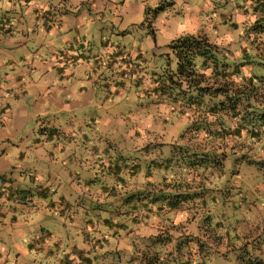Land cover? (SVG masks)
<instances>
[{
    "label": "rangeland",
    "instance_id": "obj_1",
    "mask_svg": "<svg viewBox=\"0 0 264 264\" xmlns=\"http://www.w3.org/2000/svg\"><path fill=\"white\" fill-rule=\"evenodd\" d=\"M160 1L156 7L146 8L147 14H142L133 6L127 26L120 25L119 19L114 16L106 18L108 23L101 26L104 39L109 42L108 47L112 50L119 44L123 47L125 58L121 64L126 66V71L120 69L116 73L109 70V58L98 51L101 48L99 34L92 37V65L96 59L100 61L99 68H88L86 60L79 65L76 58H68L70 54L82 55L83 49L80 46L67 47L60 41L45 40L43 26L40 29L34 22H20L13 29L15 37L0 41V259L7 258L8 264H61L62 251L74 244L72 239L76 232L81 238L84 234L78 231V227L92 236V244L82 239L78 244L81 255L90 264H130L135 260L130 256L143 251L145 261L150 254L161 261L170 258L174 264L182 262L185 239L179 241V245H173L172 254L164 247L165 236L144 240L145 235L140 231L154 235L153 232L157 230H137L124 217H130V210L136 207L140 198L137 194L122 195L120 199L114 194L106 196L105 199H110L105 204L100 198L95 200L84 195L95 166L99 187H118L116 193L119 188L122 189L121 183L113 176L106 175V181H100L98 158L103 155V150L107 151L109 157H122L123 169L132 163L137 165V162L142 170L145 165L143 156L148 157L151 152L157 151L153 148H135L127 137L129 129L146 127L160 130L165 126L171 130L169 122L164 126L161 123L165 118L159 108L161 98L155 96L152 88L149 89V85L144 83L147 79L153 83L158 77L166 78V74L174 72L176 68L166 25L171 17L162 16L169 13L167 10L171 9V5H168V0ZM210 1L209 12L202 13L204 36L210 42L223 41L225 37L230 42L244 36L242 25L232 27L236 24V0ZM176 3L170 14L176 15L177 19L184 18L191 10L189 0H184V3L176 0ZM76 39L82 41L83 37L80 35ZM243 42L247 44L248 40ZM88 50H91L90 47ZM255 51L262 57L257 59L254 56L250 60L254 59V65L257 61L264 64V44L262 46L257 38L254 39ZM221 53L227 55L226 52ZM232 53L235 52L227 57L222 54L225 59L222 61L238 66L240 61L235 60ZM196 64L199 65L198 62ZM92 69L95 71L92 72ZM92 97L107 100L99 101L93 107ZM254 99L264 106L263 85L254 89ZM92 116H109L110 121L104 123L98 120L96 123L90 119ZM148 118H152V126L149 127L144 124ZM183 128L180 125L176 131ZM261 135L264 138V134ZM165 138L176 143L181 141L179 133H168ZM94 144L99 145L102 152H95L92 148ZM256 155V158H260L255 162L260 170H256L253 164L252 167L240 165L239 178L234 185H230L233 180L229 178L231 173L226 167L228 175L219 180L221 183L218 186L216 183L212 185V189L219 190L211 195L221 205L223 200L233 202L242 214L238 210L237 214L229 216L228 213L226 216L221 207L214 211L213 216L201 220L213 226L222 223L226 229L230 225L247 230L251 218L246 204H243L245 198L247 203H251V212L256 207L254 219L250 222H262L256 233L258 239L254 249L262 246L264 250V226L261 227L264 225V150ZM231 163L236 162L232 160ZM146 164L149 162L146 161ZM171 172L167 173L166 178H170ZM88 185L92 188V182ZM74 193L85 197L78 198ZM62 194L64 201H59L58 197ZM72 210L76 215L75 220L68 216ZM99 216L111 220L114 227L117 222L127 226L111 235L109 225L101 222ZM192 217L195 214L190 212V220ZM74 221L77 227H74ZM90 225L92 233L88 232ZM132 229L134 231L130 232ZM47 232L51 233L50 237ZM230 235L234 236L233 233ZM42 236L41 241L47 238L46 245L51 248V253H45L41 248L36 250L37 241ZM29 244L33 246L30 248ZM22 250H27V253ZM155 250L158 255L154 254ZM256 251L259 255L262 252ZM156 257L155 264H163ZM148 259L153 261L152 257ZM224 260L227 264H240L232 254ZM251 261L254 262V259ZM262 262L264 260H259L260 264ZM204 264L210 263L205 261ZM214 264L224 263L214 261Z\"/></svg>",
    "mask_w": 264,
    "mask_h": 264
},
{
    "label": "crops",
    "instance_id": "obj_2",
    "mask_svg": "<svg viewBox=\"0 0 264 264\" xmlns=\"http://www.w3.org/2000/svg\"><path fill=\"white\" fill-rule=\"evenodd\" d=\"M159 1L160 0H0V41L15 37L13 29H15L20 22L24 24H27L28 21L34 22L37 26H40V29L41 26H43L46 37L45 40L49 42L60 41L67 47L80 46L81 49H83L82 55H78L77 53H75V55L70 54L67 55L68 58H76L80 63L79 65L83 64L84 60H86L88 68H99L100 61L96 59H94L95 63L92 65V37H98L96 35L99 34L100 37H98V41L100 42L101 48H99L98 51L109 58L111 63L109 70L118 73L120 69H126V66L121 64L125 58L122 54L123 47L120 44L117 45L118 47H116L115 50L108 47L107 44H109V42L104 39L105 33H102L101 26L104 25L105 22L108 23L106 18H110L111 16L119 19L120 25L127 26V20L130 18V9L133 6L142 14H147L146 8L156 7L158 3L160 4L161 1ZM168 1V5H171V9L167 10L169 13L162 14L163 18L171 17L166 21L169 30L168 40L172 42L185 36H204L201 24L203 17L202 13L207 14L209 12L211 8L210 0H189L191 10L181 19H177L176 15L170 14L173 13L172 9L174 5L177 4L176 0ZM180 1L184 3V0ZM236 2V8L238 9L237 13L234 15L236 24H233L232 27L242 25L245 31V29L252 25L254 20L258 17L257 13L252 11L254 1L236 0ZM240 2L241 4H239ZM134 10L135 9H133V11ZM109 25L114 28L112 23H109ZM35 30L37 29H33V31ZM87 32L89 33L88 36L86 35ZM80 35L83 37L82 41L76 39V37ZM249 36L251 37L252 35ZM206 39L208 40V38ZM243 40H248L246 34L245 37H239V39L230 40V42H228L226 37L223 38V41L218 39L216 42H210L209 40L208 42L215 47L216 51L226 52L227 55L229 53L231 54V52H235L232 53L235 57L233 55L231 56L239 61L243 51L254 54V45L251 46L249 42L246 44ZM89 47L91 50H88ZM83 55H85V57ZM235 65L236 64L225 65L222 63L216 65L207 64L206 66H198V69H200L198 73L200 75H205L206 78L204 80H208L210 85L215 83L214 86H218L219 82L224 80L222 76L218 75L220 72L226 74L232 73L230 75L231 79L238 82L241 75L248 76L254 71L253 66ZM94 71L95 70L92 69V72ZM174 79L177 80L176 78ZM180 80L183 79L181 78ZM183 81H179V83H182L181 87H177V85H168L169 83L167 82L166 87L168 90L166 94L159 96L162 100L159 104V108L165 117L161 123L164 126L166 122H169L171 130H168L165 126L160 128V130H151L146 127L139 129L134 127L126 132L129 143L134 145L135 148H140L141 150H145L146 148L157 149L156 152H151L148 157L143 156V162L145 164L144 170L140 169V164L137 162L135 171H129L126 167L123 169L122 157H109L107 151L105 152L103 150V155L98 158V164L101 165L100 181H106V175L113 176L116 178L117 182L121 183L122 189L119 188V192L116 193L115 190H117L118 187L117 189L110 185H102L99 187V181L96 180L98 174L95 172V169H97L95 166L92 170V180L87 182L84 195L94 197L95 200L100 198L103 200V204H105L107 200L110 199V197L105 199L106 196H113L114 194L120 199L122 195L137 194L140 198L136 207L130 210V217L125 215L124 217L130 220L133 223V227L135 226L137 230H142L144 228L157 230L153 232L154 235H150V233L146 231H140L145 235V237H143L144 240H152L154 236H165L166 241L164 242V247L170 250L172 254H174L173 245L175 243L179 245L178 242L185 239V249L181 256L182 262L187 264H204L206 261L210 264H214V261H223L224 264H227L224 260L227 255L232 254L237 257L238 254L242 253L244 257L239 263L244 264L245 262L243 260L254 259V232L257 233L260 227L259 223L254 224V222H250L254 219V211L251 212L250 210L251 203H247L246 199L243 198V204H246L248 208L247 211L250 212L249 217L251 218V220H248L249 226L247 230H240L230 225L229 228L226 229L223 227L226 225L222 223L221 225L217 224L213 226L201 220L202 218L213 216L214 211L221 207L226 216L228 213L229 216L237 214L238 210L239 213L242 214V211H240L239 207L235 206L233 202H226L223 200V205H221V203L211 195L215 193L216 190H219L212 189V185L216 183L218 186L221 183L219 180L224 179L225 174L228 175L224 168L226 162L223 161V154L226 150L234 148L235 142L237 141H235L234 138L226 141L224 137L225 134L222 132L225 129L222 124L223 113L220 114V118L217 113L208 114L203 108H198L193 102L190 104L188 103L189 106H185L184 108L183 100L189 96H178L180 92L179 89H185L188 95L190 94L189 92L193 91L194 93L195 89L188 88L186 81ZM144 83L149 85L147 86L149 89L156 86L155 82L152 83L151 79H147ZM102 100L107 99L92 97V106H97V102ZM96 118L94 116L90 117V119L92 121L95 120L96 123L99 122L98 120L104 123L110 121L109 116L104 118L98 116ZM144 124L147 127L152 126V118H148ZM180 125H183L184 128L176 131ZM152 128L155 127L153 126ZM168 133L171 135L179 133L181 141L176 143L169 138H165ZM92 148L95 152H102L99 145L94 144ZM97 156L100 155L97 154ZM214 157H216V160L212 159ZM146 161H148L149 164H146ZM171 170L170 178H166L167 173H170ZM123 174L126 176V180ZM230 177H232L233 180L230 185H234L235 180L239 178V174L234 176L230 174L229 178ZM90 182H92V188L88 185ZM86 193H88V195ZM75 195L78 198L85 197L78 194ZM58 198L59 201H64L63 194ZM175 198L177 199L174 200ZM210 203L212 204L210 205ZM190 212L195 214L192 220H190ZM77 215L79 214L77 213ZM68 216L72 220H75L76 215L73 210L69 211ZM98 218L104 224L109 225L112 233L111 235L117 234L119 228L127 226L117 222L114 227V223L112 224L111 220L108 218H102L101 216ZM118 218L119 216L117 220ZM72 223H75L76 226L74 227L78 226L75 221ZM91 225L88 228V232L90 233L93 232ZM263 226L264 225H261V227ZM78 228V231L84 234H82L83 236L81 238L76 232L75 237L72 239L74 244L69 246L66 251H62L60 257L61 264H90L89 260L81 255V249H79L78 244L81 239L90 241L92 244V236L86 233L87 230L84 232L80 227ZM179 230H183V232ZM262 230H264V228ZM132 231H134V229L130 230V232ZM230 233H233L234 236L231 237ZM47 235L50 237L51 233L47 232ZM43 237L44 236L40 237L39 241H37L36 250L41 248L43 251L45 250V253H51V248L46 245L47 238L44 239L46 241H41ZM75 242H77V244H75ZM130 244L132 245V243ZM32 246V244H29L30 248ZM22 251L25 254L27 253V250ZM144 252L145 251L141 254L137 252L134 256H130V258L135 259L132 260L130 264H152V260L148 259L152 256L149 254L145 261L143 258ZM256 254H259V252L256 251ZM216 256L220 258H216ZM154 258L153 260H155ZM1 261L2 264H8L7 258L0 259V262ZM182 262H180V264H183Z\"/></svg>",
    "mask_w": 264,
    "mask_h": 264
},
{
    "label": "trees",
    "instance_id": "obj_3",
    "mask_svg": "<svg viewBox=\"0 0 264 264\" xmlns=\"http://www.w3.org/2000/svg\"><path fill=\"white\" fill-rule=\"evenodd\" d=\"M252 1H254L252 11L257 13L258 17L254 20L252 25L245 29L244 36L240 37L243 38L246 34L248 42H251V46L254 45V39L257 38L263 46L264 0ZM249 35L252 36L250 37ZM169 48L176 58L175 71L167 73L166 78L165 76L164 78H156L154 80L156 86L152 88V92L157 96H162L165 95L168 90L166 87L167 82L169 83L168 85H177V87H181L182 83H179V81H186L188 88H193L195 90L194 93L192 91L189 92L190 94L188 95L185 89H179L180 92L178 96H189L183 100L184 108L185 106L188 107L189 104L193 102V104L198 108H203L208 114L217 113L220 118V114L223 113L222 124L225 129L222 132L225 134L224 137L226 141L231 138L237 141L235 142L234 148L226 150L223 154V161L226 162L224 168L228 167L229 172L231 175L233 174V176L239 174L240 165L251 166L253 164L256 170H260L255 162L260 159L259 157L256 158V154H258L260 150L261 152L264 150V138L261 135L264 134V106L254 99V89L260 85L264 86V64L257 61L254 65V59L250 60V58L255 56L258 59L262 57V55L260 56L257 51H255L254 54L243 51L241 54V59L243 60H239V65L253 66V73L248 76L241 75L240 80L235 82L231 79L230 75L232 73L226 74L220 72L218 75L222 76L224 80L220 81L218 86H214L215 83L210 85L208 80H204L206 76L198 73V70H200L198 66L201 67L207 64L216 65L221 63L228 65V63L222 61L224 59L222 56L223 53L220 54L219 51H216L215 47H213L204 36L180 37L172 41ZM197 62L199 65L196 64ZM181 78L183 80H180ZM229 158H231V160H229ZM212 159L216 160V157ZM232 160L236 163L232 164ZM262 163L264 165V162ZM128 169L129 171H135L136 165L134 163L129 164ZM255 211L256 207L254 206V213ZM257 223L260 224L262 222ZM257 239L256 232H254V243ZM256 249L262 251L260 255L256 254ZM256 249H254V262L251 260H243L245 262L244 264H260L259 260H264L263 247L259 246L256 247ZM154 254L158 255L156 250ZM151 256L152 258L156 257L153 255ZM227 256L225 258H227ZM243 257L242 253L237 255L239 260L238 263L242 261ZM156 258L160 259L158 257ZM153 263H155V260L152 261V264ZM160 263L174 264V262L169 259L160 260ZM182 263L187 264L185 262ZM262 264H264V262H262Z\"/></svg>",
    "mask_w": 264,
    "mask_h": 264
}]
</instances>
